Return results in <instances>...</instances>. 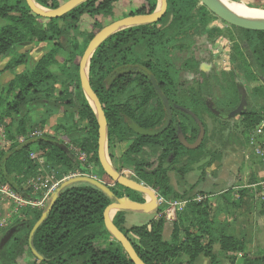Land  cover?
I'll return each mask as SVG.
<instances>
[{
  "label": "trees",
  "instance_id": "16d2710c",
  "mask_svg": "<svg viewBox=\"0 0 264 264\" xmlns=\"http://www.w3.org/2000/svg\"><path fill=\"white\" fill-rule=\"evenodd\" d=\"M34 1L51 9L67 0ZM134 2L135 7L131 2L125 4V0H85L60 17L42 18L29 9L25 0H0V19L4 20L0 24V58L9 57L5 69L14 70L27 63L29 50L17 51L19 48L33 40L49 43L47 50L40 51L43 54L34 67L12 71L6 90L0 92V133L10 141L7 147H0V183L27 195L23 185L38 167L36 159L29 156L35 152L58 177L76 170L87 173L88 163H92L97 166L99 179L112 183L108 187L113 194L111 198L86 181L61 187L31 239V246L41 259L29 246V233L45 208H22L25 218L20 219L15 213L8 226L1 228L5 241L0 246V264H17L25 249L35 258L33 264H134L105 229L103 210L116 197L126 195L137 202H144V198L141 193L114 183L103 172L97 158L96 115L80 90L78 75L80 57L97 30L126 15L150 13L158 5V0ZM217 19L200 0H167L166 12L160 19L115 32L98 46L89 61L88 79L105 113L108 148L116 143H128L118 156L109 151L114 168H130L133 179L168 199L187 195L185 191L175 190L168 171L174 170L182 178L189 168L185 165L181 170L176 169L181 158L192 156L191 164L197 158L193 155L202 150V143L189 149L178 139L181 132L192 142L199 132L198 123L187 110L199 119L205 133L206 125L200 113L210 112L206 99L211 91V74L202 73V79H198V74L192 73L190 79L181 80V70L196 66L186 60L177 67L175 56L190 52L197 37L216 32L211 23ZM239 29L241 33L232 50L240 64L233 66L232 74L241 67L247 80L258 81L252 88V94L258 97L254 105L245 97L242 108L238 109L241 93L237 88L228 92L227 106L234 110L227 111V117L239 114L245 126L253 128L264 116V30ZM58 55L63 56L61 61ZM231 62L234 65L233 57ZM52 66L59 73H53ZM163 96L170 108L169 121ZM32 107L43 110L41 125L53 115L60 116L58 126H62L67 143L46 133L18 141L19 136L29 131L27 119ZM70 145L87 154L86 163L76 158ZM205 152L212 159L220 157L214 150ZM227 200L228 207H238L241 202L238 197ZM113 222L145 264H192L199 254L215 264L213 245L217 242L233 263L245 243L243 237L229 233L228 223L218 226L211 220L208 199L189 202L178 211L177 219L171 223L169 239L163 238V217L125 228L124 212L119 210ZM243 264H264V255L248 258L244 254Z\"/></svg>",
  "mask_w": 264,
  "mask_h": 264
},
{
  "label": "rangeland",
  "instance_id": "374dc122",
  "mask_svg": "<svg viewBox=\"0 0 264 264\" xmlns=\"http://www.w3.org/2000/svg\"><path fill=\"white\" fill-rule=\"evenodd\" d=\"M229 1H238L240 3L245 4L248 7L264 9L263 2H260L259 0H257L258 2L255 0H250L251 2L247 0H229ZM130 2L132 7H135L137 5L134 2V0H125V4ZM259 3L263 5L260 6ZM1 23H4L3 19H0V24ZM211 25L215 26V28L217 29L216 32L210 35L204 34L202 36L197 37L196 42L193 45L190 52L176 54L175 64L177 67L182 63H184L186 60L192 61V63L196 66L192 70L189 69L181 70L180 79L188 80L193 76L192 73H197L198 77H201L200 74L202 73H206V75L211 74V81H210L211 91L210 94L207 96L206 104L209 106L208 108H213L215 111H221V110L223 111L225 109H229V107L225 105L227 103L226 95L228 92L229 93L233 92L235 88L238 89L239 93L240 91H243L245 97H248V101L252 102L253 104V102L257 100L258 95L252 94V88L257 86L259 82L247 80L246 75L243 72L244 69L242 70L241 67L235 68L236 73L232 74L233 66L236 67L240 64L239 57L235 56L232 50L233 43L236 41L238 35L241 33V30L239 29L240 27L228 24L219 18L213 21ZM222 43H226L225 48H228V52H230L229 53L230 58L228 59V61L226 58L225 62L220 61L224 53V51H222L220 48ZM48 47H49V43L47 42L38 43L33 40L32 42H30V44H27L24 47L19 48L17 51H23L24 49H28L30 53V57H29L30 59L28 63L18 66L17 68L18 71L22 70L27 66H31L34 53L36 52L35 54H37V52H40L41 50L45 51L47 50ZM5 57L6 56H4L2 58V61L0 62V85L6 83L13 75L11 71L8 70L4 71V69H1L2 68L1 66L4 65L5 59L7 58ZM60 57L63 56L61 55L57 56L59 61L63 59ZM232 57L235 60L234 65L231 62ZM52 70L53 73H59V70L57 69L56 66H52ZM206 87L208 88L207 83H206ZM0 89L1 91L4 92L6 90V86L0 87ZM80 90L82 91L81 87ZM56 93L57 91L55 92V94ZM258 110L260 113L262 112L260 108H258ZM30 112L31 114L27 119L28 120L27 125L29 127V131L37 128L42 131H45V133H48L50 136H53L60 140L61 139L65 140L66 134L63 132V128H61L62 126H58L60 123V121L57 120L58 116L54 115L53 117H50L45 124L41 125L39 119L41 114L43 113V110L41 108L32 107L30 109ZM200 115L206 125L205 137L200 142V145L202 143V150H200L197 153V155H193L194 157L197 156V158L193 160L191 164H189V161L190 159H192V156L187 155L182 157L176 166L177 170L178 169L181 170L183 166L185 167V165H188V168L193 166L190 171L188 172L186 171L187 173L186 174L184 173L185 175L183 174L187 184L192 182V180L195 181L199 179L200 177L198 183L195 185V188L210 190V192L215 193L217 191L221 192L226 189H230L232 186H239L240 188L244 185L258 183L260 180L264 179L263 176L264 172L262 170L261 164L258 158L256 157V155H254L253 149L250 144V138L252 135L255 134L257 126L253 128L245 126V124L240 120L239 115L225 118L215 115L214 113H212V111L209 112L206 110L202 111ZM262 123H264V116L262 117V120L258 123V125H261ZM82 124H84V122L80 123V125ZM220 125H222L223 128H221ZM262 129L264 130V125ZM205 150L209 151V153L210 151L212 152L214 150L218 154L221 153V156L218 159H216V157L213 159L209 158V161L211 162L210 163L206 162L207 161L206 159L208 158L207 156H205L206 154ZM109 151L110 150L108 148V145H106L105 153L107 154L108 159L110 160L111 164L114 167V163L109 155ZM83 162L86 163L87 158ZM49 168L50 165L44 163L40 166L38 172L42 174L47 173L48 170H50ZM96 169L97 166L93 165L92 163H88L89 171L85 174L99 179V175H97ZM122 170L128 177L130 178L133 177L132 174L133 172L130 168L125 167V168H121L118 171L120 172ZM168 176L170 182L172 184H176L177 173L174 170H169ZM100 180H102L107 184H112V183H108L107 181H104L103 179ZM213 180L215 182H213ZM252 189H255V191L259 190L257 186H253ZM184 191H186L187 195L182 199L188 198L187 197L188 195H190L191 197L197 195L196 194L197 192H194L192 190L190 193L189 192L190 190H187V188H185ZM198 194H203V192L202 193L198 192ZM0 195L2 200H4L3 195L1 193ZM141 195L143 198L146 199L145 201L147 200L149 201V198L146 194H141ZM5 204H7L8 207L4 208L3 210L4 215L2 216H5L6 213L8 214L12 213L14 217V213L12 211L13 206L7 201ZM259 205L261 204L259 203ZM159 211L160 208L157 207V209L154 211V215ZM229 211H230L229 213L222 211L221 215L224 216L227 215L226 219L228 217H230L231 219L232 217H234L233 214H235L237 217L235 216L236 219L233 220L234 224L237 222V220H241L243 218L241 217V215L245 214L247 218L246 213H241L240 207L237 206L234 207L231 205L229 206ZM25 213L26 212L24 210H22V212L20 211L18 213L19 214L18 217H20V219L25 218L26 216ZM114 213L116 212H112V214ZM163 218L165 219L166 222V226L163 232V238L168 239L171 233L172 225L169 222H167L165 216ZM10 221L12 220L10 219ZM10 221L8 220L6 222V225L10 223ZM135 222L132 219V217H128L126 218L123 226L125 228H129L130 226L134 225L133 223ZM5 226L0 225L1 244L3 243L2 240L4 239L2 238L3 236L1 234V228ZM8 233H10V231ZM129 236L132 237L133 239V236L131 234H129ZM252 236L254 237V233L250 232V234H248V238L251 239ZM103 244L107 245V242H104ZM261 248L263 247L258 248V250H261ZM34 262H35V258L26 249L17 258V264H33ZM229 262L230 261H228V264Z\"/></svg>",
  "mask_w": 264,
  "mask_h": 264
},
{
  "label": "water",
  "instance_id": "95a60500",
  "mask_svg": "<svg viewBox=\"0 0 264 264\" xmlns=\"http://www.w3.org/2000/svg\"><path fill=\"white\" fill-rule=\"evenodd\" d=\"M85 0H67L61 5L55 8H45L37 4L34 0H25L29 9L36 15L42 18H57L69 10L77 6L78 4L82 3ZM200 3L205 5L209 11H211L216 17L221 19L222 21L240 27L244 29L250 30H264V20H257L251 19L249 17L241 16L231 9L227 8L220 0H200ZM167 9V0H158V5L154 11L145 14H130L119 19H116L103 27L97 30L93 37L88 41L85 49L79 60V68H78V75H79V83L80 87L86 97L87 101L91 105L97 119V158L99 164L103 170V172L116 184H119L125 188L131 189L141 194H146L149 198V201L144 202H137L131 200L127 196H121L114 198L103 210V223L105 229L111 234V236L121 245L124 252L128 255L130 260L134 264H145V262L139 257L136 250L134 249L132 243L128 239V237L114 224L112 212H116L119 210L131 209L141 211L143 213L154 212L158 207L157 202V195L156 191H154L151 187L147 186L143 182H139L133 178L128 177L127 175L119 172L117 169L113 167L110 160L108 159L107 154L105 153L106 145H107V121L105 117V113L103 111L101 102L96 94V92L92 89L89 79H88V66L89 61L94 53V51L98 48V46L110 35L114 34L115 32L122 30L127 27L150 23L157 21L160 19ZM241 93V102L239 104L238 109L242 108L244 104L245 94L243 91ZM163 100L165 106L169 112V119L170 120V108L167 102V99L163 96ZM187 110V109H186ZM196 122L198 123L199 132L197 137L193 142H188L184 135L180 132L178 134V139L185 147L189 149L197 148L200 145L204 137V127L199 121V119L195 116V114L189 110H187ZM167 121V124H168ZM75 181H86L89 182L99 189L103 190L107 193L111 198H113L112 191L108 187V184L103 182L102 180L95 178L93 176L83 174L77 175L70 178H67L61 181L60 186L57 187L50 195L47 205L44 207V211L41 214L40 218L34 223L30 233H29V246L39 259L41 256L32 248L31 246V239L33 233L39 226V224L45 219L48 212L52 208V205L57 197V192L61 187L75 182ZM8 236V235H7ZM5 239L2 240L4 243ZM2 243V244H3ZM0 243V246L2 245Z\"/></svg>",
  "mask_w": 264,
  "mask_h": 264
},
{
  "label": "crops",
  "instance_id": "0c3cea01",
  "mask_svg": "<svg viewBox=\"0 0 264 264\" xmlns=\"http://www.w3.org/2000/svg\"><path fill=\"white\" fill-rule=\"evenodd\" d=\"M247 1H250V0H247ZM255 1H257V0H255ZM259 1L263 2V4H264V0H259ZM35 53H34V57H33L31 66H27L25 68H28V69L33 68L34 65L36 64L37 60L43 54L42 52H37V54H35ZM29 57H30V53H29ZM29 57H28L27 63L30 59ZM2 58H0V62L2 61ZM7 62H8V57L5 59L4 65L1 66L2 67L1 69H4V71L8 70L11 72L12 71L19 72L17 69L18 67H16L14 70L13 69H5ZM9 80L6 83H4L5 85L1 84L0 87L7 86ZM0 92H1V89H0ZM30 114H31V112L29 113V116H30ZM56 116H58L57 120L60 121V119H59L60 116L59 115H56ZM8 121H9V119H6V122H8ZM221 126L222 125H220V127ZM68 131L69 130H67V132ZM43 133H45V131H43ZM46 134H48V133H46ZM64 141H67V140L65 139ZM9 143H10L9 139L0 133V147H6L9 145ZM127 145H128L127 142L116 143L113 147L110 148V150L114 153L115 156H118L121 154V152H123L126 149ZM219 155L221 156V153H219ZM207 158L208 159H206L207 160L206 162L210 163L211 162V161H209L210 154L207 156ZM216 159H218V158H216ZM192 167H190L187 170V172L190 171L192 169ZM187 172H185V174ZM184 175L182 178L179 175H177L176 184L171 183L173 185V187L175 188V190L177 192H182V191H184L185 188H187V190H190L189 191L190 193L192 190L194 192H197L196 194H198V192L207 193V195H208L207 199L209 201V215H210L211 220L216 221L218 226L224 225L225 222L228 223L229 227H227V228L229 230V233H232V234L236 235L237 237H243L244 238L245 243L243 246V251L236 253L235 261L233 263L229 262V264H243L244 254L248 258H255V257L261 256V255H264V205L262 204V202L259 200V198L257 196L258 195L257 193L259 190L255 191V189H252L253 186H255V184H257V183L244 185L240 188H239V186H232L230 189H226V190L221 191V192L217 191L214 193V192H210V190L196 189L195 188V185L198 183L200 177H199V179H197L195 181L192 180V182L187 184V182L185 181ZM263 176H264V173H263ZM260 181H262V180H260ZM213 182H215V181L213 180ZM233 190H234V192H233ZM189 192H188V194H189ZM227 193H229V194H227ZM228 196H230V197H228ZM237 197L239 199H241V202H240L238 207H240L241 213L247 214V218H246L245 214L241 215V217H243V218L241 220H237V222L234 224L233 220L236 219L235 214H233L234 217L231 216L232 217L231 219H230V217H228L226 219L227 215L226 216L221 215V212L223 211V212L229 213L230 211H229V207L227 205V202H228L227 199L234 200ZM145 200L146 199L144 198V201ZM5 203H6V201L2 200L1 195H0V217H1L0 224L2 223L1 226H5L6 222L8 220L10 221V219H12V217H13L12 213H9V214L6 213L5 216H2V215H4L3 214L4 208L8 207V205ZM259 203L261 205H259ZM222 206H223V208H222ZM122 211L124 212L125 220L128 217H132L134 222L136 220V222L133 224H142V223H145L149 219L154 217V212L143 213L141 211L131 210V209H125ZM177 213H178V211H171L168 215V218H166L167 222H169L171 224L172 221L176 220L177 219ZM246 220H247V222H246ZM165 226H166V222L164 224L163 232H164ZM250 232L254 233V237L252 236L251 239L248 238V234H250ZM169 237H168V239H169ZM260 247H263V248H261V250H258V248H260ZM213 253L216 255V259H217V262L215 264H228V259L226 258V255L221 251L218 242L213 245ZM192 264H211V263H210L209 258L206 255L199 254L193 260Z\"/></svg>",
  "mask_w": 264,
  "mask_h": 264
},
{
  "label": "built area",
  "instance_id": "2783aa9c",
  "mask_svg": "<svg viewBox=\"0 0 264 264\" xmlns=\"http://www.w3.org/2000/svg\"><path fill=\"white\" fill-rule=\"evenodd\" d=\"M225 46L226 43H222L220 48L227 52L228 48H225ZM226 58L227 57H224V60ZM263 125L264 123H262L261 125H257L255 134L252 135L250 138V144L253 149V153L258 158L262 170L264 172V130L262 129ZM40 134H43V131L36 128L34 130L27 131L26 135L19 136L18 141L22 142L26 137H33ZM64 143H67V141H64ZM69 147L73 151L76 158L80 161H84L87 158V154L81 151L76 146L70 145ZM29 156L33 159H36L38 167L33 174L29 175V177L26 178V181L24 183V188L27 191V195L17 193L8 184H0V193L3 195V199L13 206L12 211L14 214H18L22 208H44L47 205L51 193L56 189V187L61 181L73 176L85 174L76 170L75 172H70L67 175L58 177L56 171L53 169H50L47 173L42 174L39 173L38 170L40 166L45 163L44 159L42 157H38L35 152H31ZM121 172L125 174L123 170ZM255 186L260 188L257 193V196L264 205V179L255 184ZM156 195L158 208H160V211L154 215V219L164 216L165 218H167L171 211H181L189 202H200L208 198V195L205 193L197 194L191 198L185 199H168L159 195L157 192Z\"/></svg>",
  "mask_w": 264,
  "mask_h": 264
},
{
  "label": "bare ground",
  "instance_id": "6f19581e",
  "mask_svg": "<svg viewBox=\"0 0 264 264\" xmlns=\"http://www.w3.org/2000/svg\"><path fill=\"white\" fill-rule=\"evenodd\" d=\"M227 8L233 12L251 19L264 20V9L248 7L238 1L220 0Z\"/></svg>",
  "mask_w": 264,
  "mask_h": 264
},
{
  "label": "flooded vegetation",
  "instance_id": "af4514ba",
  "mask_svg": "<svg viewBox=\"0 0 264 264\" xmlns=\"http://www.w3.org/2000/svg\"><path fill=\"white\" fill-rule=\"evenodd\" d=\"M221 50L222 51H224L222 48H221ZM229 53L230 52H225L224 51V53H223V55H222V57H221V59H220V61H224L225 62V60H223L224 59V57H227V61H228V59L230 58V56H229ZM198 79H202L201 77H198ZM194 83V82H193ZM226 106H227V103L225 104ZM206 106L207 107H209L207 104H206ZM210 111H212V113H214L215 115H218V116H220V117H225V118H228L227 117V114H228V112H231V111H233L234 109H232L231 107H229V109H225V110H221V111H215L213 108H208ZM228 111V112H227ZM239 114H237L236 116H238ZM121 172V171H120ZM133 178V177H132Z\"/></svg>",
  "mask_w": 264,
  "mask_h": 264
}]
</instances>
